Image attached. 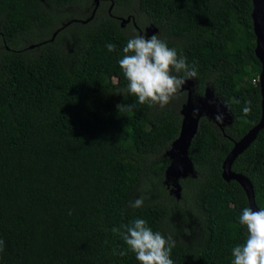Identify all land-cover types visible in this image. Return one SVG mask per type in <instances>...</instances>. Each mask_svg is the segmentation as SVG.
Returning a JSON list of instances; mask_svg holds the SVG:
<instances>
[{"label":"trees","instance_id":"obj_1","mask_svg":"<svg viewBox=\"0 0 264 264\" xmlns=\"http://www.w3.org/2000/svg\"><path fill=\"white\" fill-rule=\"evenodd\" d=\"M112 1L138 27L123 28L108 10L98 19L106 2L97 9L95 0H0V264H139L130 251L113 255L127 246L112 229L137 218L173 237V264H232V249L247 236L239 216L250 206L243 188L223 179V164L262 114L252 0ZM71 5L86 6L88 22L68 19ZM141 32L195 66L197 76L187 81L196 106L209 90L232 116L220 128L203 115L189 152L195 173L179 180L200 225L198 244L176 239L186 231L170 221L176 206L129 207L148 178L171 197L177 180L167 153L188 99L179 92L160 108L125 91L118 62ZM55 34L73 38L72 50L52 40ZM45 35L53 38L40 39ZM118 105L133 107L120 112ZM232 170L252 182L264 208V130Z\"/></svg>","mask_w":264,"mask_h":264},{"label":"clouds","instance_id":"obj_2","mask_svg":"<svg viewBox=\"0 0 264 264\" xmlns=\"http://www.w3.org/2000/svg\"><path fill=\"white\" fill-rule=\"evenodd\" d=\"M106 47L109 52L115 50L113 44ZM122 51L123 56L118 63L127 81L125 91L136 97L140 105L166 107L187 79L197 76L195 66L190 67L183 54L178 55L175 48H170L157 35H135L127 40ZM117 107L121 112L131 111L133 106ZM251 110V101L248 100L242 112L247 116ZM215 119L222 122L224 116L218 113ZM144 203V198L140 197L130 201L129 207L139 209ZM239 223L246 228L247 236L244 244L232 249V264H264V208H243ZM112 232L119 235L127 246L122 251L114 249L113 255L125 256L130 251L139 264H173L170 256L176 246L175 240L171 235L166 238L161 232L153 231L144 219L137 218L128 225L114 227ZM3 243L0 240V252L3 251Z\"/></svg>","mask_w":264,"mask_h":264},{"label":"water","instance_id":"obj_3","mask_svg":"<svg viewBox=\"0 0 264 264\" xmlns=\"http://www.w3.org/2000/svg\"><path fill=\"white\" fill-rule=\"evenodd\" d=\"M99 2L100 0H96L97 4H99ZM252 3V20L254 25V33L257 38L255 53L262 67L260 74L262 114L260 122L255 127H253L239 142L234 144V148L223 164L222 177L228 183L231 181H236L245 191L249 206L254 210H259V207L256 203V194L252 182L245 175L235 173L232 170L233 164L238 159V157L242 155L257 140L259 133L264 130V0H252ZM94 14L92 18L94 17ZM91 19H89V21ZM120 21L123 28L131 21H133L135 27H138L134 17H128L127 19L121 18ZM153 33H156V31H153ZM140 35L144 36L142 32ZM56 36L57 35L55 34L52 40H54ZM147 37H150V35ZM32 48H34V46H32ZM192 84V81H186V83L179 90V92H188V99L181 110L182 124L180 135L172 143L171 149L167 153L172 161L168 173L171 172V174L177 180L174 186L178 199L180 198V192L182 190L179 180L181 178H187L188 176L195 173V166L189 156V152L192 141L198 133L203 114H211L213 116L212 118L220 128L232 123V116L229 112V107L227 105L225 106L224 104L217 103L209 90L206 92L205 99L201 101L198 106H196L192 102ZM218 113H222L224 116L222 124L215 119Z\"/></svg>","mask_w":264,"mask_h":264},{"label":"rangeland","instance_id":"obj_4","mask_svg":"<svg viewBox=\"0 0 264 264\" xmlns=\"http://www.w3.org/2000/svg\"><path fill=\"white\" fill-rule=\"evenodd\" d=\"M96 1V0H95ZM134 3L136 2V0L133 1ZM133 3V4H134ZM107 5V4H106ZM82 5H71L68 8H66L65 10L67 12H71V14L67 15L68 19H73V21H83L86 22V17L90 14V11L88 8L85 7H81ZM92 9L94 8V2H92ZM105 6V4H100V7ZM133 8V6H131ZM109 5H107L104 7V10L101 11L100 15L98 16V19H102L103 16L105 17V13L106 10H108ZM116 8H113V12ZM135 9V6H134ZM74 10V11H73ZM57 13H61L63 14V11L61 10H55ZM118 12V13H117ZM117 16L119 17H123L124 19H127V17L123 16V11L121 9L117 10ZM92 14V12H91ZM89 19V18H88ZM78 24H74L73 26H71L68 30L69 32H72V35L74 36L76 34V31L78 29ZM52 35V34H51ZM53 37L45 35L44 38H40L46 41L51 40ZM58 41V43L61 46H65L68 47L69 50H72V42H73V38L68 37V36H63V37H59L58 36L55 38V41ZM26 43H23L21 48L24 49L26 47H29L28 45H25ZM34 46V45H32ZM40 51H38L37 54H39ZM1 56V54H0ZM158 184L156 182H153L152 179L148 178L147 181L145 182V186L139 189V192L137 191L135 193V198L137 199L139 197V194L141 195L140 197L144 198V206H152V205H169V203L171 205L176 206L177 208H175V212H173L172 217L170 219V221L172 223H179L181 224L182 228L186 231H182L181 234L179 233V235L175 236L177 240L184 242L186 244L189 245H194V244H198L199 240L202 238V232L200 229V225L198 220L196 219V215H192L191 213H193L192 209H189V206L187 204V197L185 196V193L183 192V190H181L180 192V198H177V193H176V189L175 186L174 188H170V196L169 198H167L166 195L164 194H160V191L158 189ZM139 197V198H140ZM180 201L179 203H177V201Z\"/></svg>","mask_w":264,"mask_h":264},{"label":"flooded vegetation","instance_id":"obj_5","mask_svg":"<svg viewBox=\"0 0 264 264\" xmlns=\"http://www.w3.org/2000/svg\"><path fill=\"white\" fill-rule=\"evenodd\" d=\"M101 2H106L107 5H109L108 13H109L111 16L115 17V18L118 19L119 21L121 20V18H123V17H119V16H114V14H113V8H114L115 3H114L112 0H100L99 4H97L96 1H95V5H96L97 9L100 7ZM129 17H131V16H129ZM127 18H128V17H127ZM120 23H121V21H120ZM130 24H133V21H131L129 24H126V26H129ZM133 25H134V24H133ZM178 93H179V91H178ZM216 102L219 103L217 100H216ZM219 104H220V103H219ZM224 105H225V104H224ZM225 106H226V105H225ZM204 114H206V113H204ZM204 114H203V115H204ZM206 115H210V116H212L211 114H206ZM212 117H213V116H212ZM220 123L222 124L223 121L220 122Z\"/></svg>","mask_w":264,"mask_h":264},{"label":"built area","instance_id":"obj_6","mask_svg":"<svg viewBox=\"0 0 264 264\" xmlns=\"http://www.w3.org/2000/svg\"><path fill=\"white\" fill-rule=\"evenodd\" d=\"M254 81H255V84L260 83V77L258 79H254Z\"/></svg>","mask_w":264,"mask_h":264}]
</instances>
